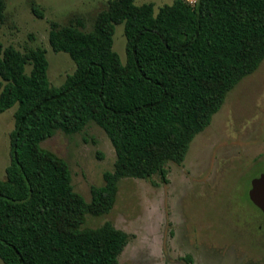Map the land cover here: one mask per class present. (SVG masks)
Instances as JSON below:
<instances>
[{"label":"trees","instance_id":"obj_1","mask_svg":"<svg viewBox=\"0 0 264 264\" xmlns=\"http://www.w3.org/2000/svg\"><path fill=\"white\" fill-rule=\"evenodd\" d=\"M7 2L0 0V29ZM116 25L127 39L125 65L113 49ZM50 27L53 52L76 64L59 87L48 80L46 49L0 42V114L17 106L11 162L0 179V260L119 264L129 235L111 222L84 228L87 216L110 213L124 179L168 183V166L182 165L230 92L262 65L264 0H176L157 10L111 0L90 32L81 19ZM91 122L111 140L116 161L87 202L74 191L68 163L42 143Z\"/></svg>","mask_w":264,"mask_h":264},{"label":"rangeland","instance_id":"obj_2","mask_svg":"<svg viewBox=\"0 0 264 264\" xmlns=\"http://www.w3.org/2000/svg\"><path fill=\"white\" fill-rule=\"evenodd\" d=\"M110 1L9 0L0 42L21 51L46 49L48 80L59 87L76 64L68 54L53 52L48 43L50 23L64 26L81 19L82 30L90 32ZM175 1L136 3L154 4L157 10ZM126 44L124 26L116 25L113 49L123 65ZM16 109L0 114V179L6 178L11 162ZM42 147L68 163L74 191L87 202L92 187L103 186L105 172L114 170L115 148L93 122L80 134L58 131ZM168 169V183L158 176L122 180L115 207L102 217L87 216L84 228L111 222L129 235L119 264H264V215L248 197L253 180L264 175V61L230 92L182 165L170 164Z\"/></svg>","mask_w":264,"mask_h":264},{"label":"water","instance_id":"obj_3","mask_svg":"<svg viewBox=\"0 0 264 264\" xmlns=\"http://www.w3.org/2000/svg\"><path fill=\"white\" fill-rule=\"evenodd\" d=\"M248 197L251 203L264 215V175L253 180Z\"/></svg>","mask_w":264,"mask_h":264}]
</instances>
